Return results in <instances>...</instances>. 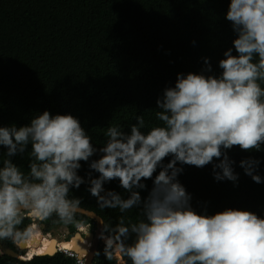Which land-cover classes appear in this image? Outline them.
I'll list each match as a JSON object with an SVG mask.
<instances>
[{
	"label": "clouds",
	"instance_id": "obj_1",
	"mask_svg": "<svg viewBox=\"0 0 264 264\" xmlns=\"http://www.w3.org/2000/svg\"><path fill=\"white\" fill-rule=\"evenodd\" d=\"M224 18L234 35L218 71L205 57V70L178 72L156 98L154 125L137 115L127 128L108 126L96 144L71 112L45 109L24 125L0 123V245L39 247L36 232L48 222L70 226L72 247L53 239L42 255L62 252L84 264L75 191L87 185L100 209L121 213L99 237L109 264H264V216L197 210L181 180L187 167L210 166L217 183L238 187L240 168L264 184L255 155L264 152V0H228ZM234 148L249 155L237 162ZM25 154L22 171L14 158ZM114 181L119 191L106 187ZM134 209L135 222L125 215Z\"/></svg>",
	"mask_w": 264,
	"mask_h": 264
},
{
	"label": "trees",
	"instance_id": "obj_2",
	"mask_svg": "<svg viewBox=\"0 0 264 264\" xmlns=\"http://www.w3.org/2000/svg\"><path fill=\"white\" fill-rule=\"evenodd\" d=\"M227 7L228 0H0V123L24 125L45 109L71 112L96 144L105 142L108 126L127 128L137 115L143 114L149 126L156 124V98L178 72L205 70V57L218 71V60L234 35L224 18ZM231 155L238 162L249 153L234 148ZM255 155L264 161V152ZM4 158L0 154V161ZM14 160L27 171L28 154ZM237 170L238 187L215 182L210 166L187 167L181 180L194 193L197 210L246 208L264 216V184ZM260 171L264 175V162ZM86 172L84 164L80 174ZM86 187L75 191L82 207L114 226L119 210L100 209ZM106 187L120 190L115 181ZM125 215L134 222L140 218L135 209ZM78 219L95 229L91 217L80 213ZM58 225L48 222L45 231ZM67 227L69 237L77 232ZM50 240L52 236L42 239L37 254ZM59 244L67 245L65 240ZM103 248L94 264H109ZM0 264L78 261L58 252L28 260L4 255Z\"/></svg>",
	"mask_w": 264,
	"mask_h": 264
},
{
	"label": "water",
	"instance_id": "obj_3",
	"mask_svg": "<svg viewBox=\"0 0 264 264\" xmlns=\"http://www.w3.org/2000/svg\"><path fill=\"white\" fill-rule=\"evenodd\" d=\"M81 214H84L86 216L91 217L96 222V227L94 230H90V231H86V232L80 230V235L82 236V239L80 240L79 237L77 238V243L84 252V264H94L97 251H98L99 247L104 244V241L101 240L99 237H100V233L103 230V226L105 224V221H104L103 217L100 216L97 212H95L91 209L85 208V207H82ZM40 233L42 235V239L44 237H47V236H54V233L52 231H42ZM86 233H88L87 236H86ZM75 234H73L69 239H67V241L71 242L72 238ZM1 246L9 248L8 245H1ZM30 247L31 246L26 247V248H21V247H19V248L22 250H26V252H27L30 249ZM71 247H72V243H71ZM12 250H14V249L12 248ZM14 252H15V255H13V256H15L21 260H27V259H24V254H21V253L17 252L16 250H14ZM4 255H8V254L4 253V251H2L0 249V257H3ZM41 255L35 253L32 255V258H36V257L41 256Z\"/></svg>",
	"mask_w": 264,
	"mask_h": 264
},
{
	"label": "rangeland",
	"instance_id": "obj_4",
	"mask_svg": "<svg viewBox=\"0 0 264 264\" xmlns=\"http://www.w3.org/2000/svg\"><path fill=\"white\" fill-rule=\"evenodd\" d=\"M83 227L85 228L83 230L84 232L88 231V226L87 225H84ZM51 231L54 233V236H52V238L55 237L54 239L57 240L58 242L61 241V240H67V238L69 237V235H68V227L67 226L58 225V226L54 227L53 230H51ZM2 245H6V242H4ZM24 257L25 258L27 257L26 254L24 255Z\"/></svg>",
	"mask_w": 264,
	"mask_h": 264
},
{
	"label": "bare ground",
	"instance_id": "obj_5",
	"mask_svg": "<svg viewBox=\"0 0 264 264\" xmlns=\"http://www.w3.org/2000/svg\"><path fill=\"white\" fill-rule=\"evenodd\" d=\"M52 239H54V238H52ZM65 243L67 244L65 247H62V246H60V244H59V247L60 248H71V242H69V241H67V240H65ZM37 249H38V247H35V246H31V250H30V253L28 254V256L25 258V259H29V258H32V255L33 254H35V253H37ZM4 252L6 253V254H8V255H10V256H13V255H15V252H14V250H12V248H5L4 249ZM42 254V253H41ZM41 254H39V255H41Z\"/></svg>",
	"mask_w": 264,
	"mask_h": 264
},
{
	"label": "flooded vegetation",
	"instance_id": "obj_6",
	"mask_svg": "<svg viewBox=\"0 0 264 264\" xmlns=\"http://www.w3.org/2000/svg\"><path fill=\"white\" fill-rule=\"evenodd\" d=\"M83 226H84V225H83ZM45 228H46V225H45L42 229H39L38 232H36V233H38V234L41 235L40 232H42L43 230L45 231ZM40 230H41V231H40ZM51 230H53V229H51ZM81 230H82V229H81ZM82 231H83V230H82ZM88 231H90V230L88 229ZM53 238H55V237H53ZM6 245H8L9 248H10V247L13 248V249L16 250L17 252H19V253H21V254H24V255L26 254V256H28L26 250H22V249H20L17 245L12 244V243H10V242H6ZM5 248H6V247H3V246L0 245V249H1L2 251H4Z\"/></svg>",
	"mask_w": 264,
	"mask_h": 264
}]
</instances>
